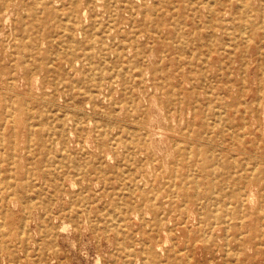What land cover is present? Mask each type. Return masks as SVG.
Segmentation results:
<instances>
[{
    "label": "bare ground",
    "instance_id": "1",
    "mask_svg": "<svg viewBox=\"0 0 264 264\" xmlns=\"http://www.w3.org/2000/svg\"><path fill=\"white\" fill-rule=\"evenodd\" d=\"M254 56L261 96L264 0H0V255L19 239L5 200L24 202L23 229L40 209L46 235L53 205L78 219L106 193L95 230L130 232L132 209L145 233L196 218L206 247L217 230L258 244L264 142L250 116L260 102L242 93ZM236 59L241 77L232 76ZM143 241V264H178L176 251ZM130 246L121 264H133Z\"/></svg>",
    "mask_w": 264,
    "mask_h": 264
},
{
    "label": "rangeland",
    "instance_id": "2",
    "mask_svg": "<svg viewBox=\"0 0 264 264\" xmlns=\"http://www.w3.org/2000/svg\"><path fill=\"white\" fill-rule=\"evenodd\" d=\"M190 20L191 19H188L189 22ZM259 59L261 58L254 56V58L249 60V86L245 88L242 93L245 103L256 105V102H260L259 110L255 113L256 115L254 114L255 116H250V123H252L254 127L257 128L256 131L260 134V141L264 142V91L262 92L261 96H258L256 91L259 76L257 75L256 64L258 63ZM231 65L233 69L232 76L241 77L242 74L239 70L240 61L238 59L233 60ZM197 89L198 92H200V94L202 93L203 96L204 87L201 86ZM212 91L214 97L213 100L215 102V98L219 90L213 89ZM237 91L238 86L235 85L233 92L236 93ZM220 95L224 96V99L228 100L229 102L232 100V97L225 92L224 95L223 93H220ZM161 145L162 146L158 150V154L162 160L164 158V164H166L171 159L172 155H169L166 143H162ZM226 152L232 154L237 153L239 156H241L238 151L232 148H228ZM112 162L113 161H110V163ZM96 183L99 185L101 182L97 181ZM65 185L68 188L75 189L78 187L79 183L73 182V180H67ZM101 198L102 199H98L96 202H93L94 204L92 206L91 212L84 214L82 213L78 219H76L73 215L61 214L58 212V205H53L51 211L52 214L54 213V218L51 223H48L53 228V232L46 235L44 234V231L42 235V230L46 228V222L44 220V215L40 212V209L33 210V213L30 214L26 219L28 221L27 227L23 229L21 225L23 220L21 219L24 218L22 214V205L24 202H20V200L16 199L14 202L7 203V200H5L4 209H14L13 211H15L17 214V217L15 215V218H17L16 223L20 228L18 229L19 239H13V243H17V246H11L14 252L11 249L1 252L0 264H97L96 261H99L100 259L101 260L98 262V264H121L125 258V252L127 249H129L130 245H133L130 246V248H133L134 250L132 255L134 260L133 264H143L144 253L141 251V248H143L145 243L143 241L144 239L147 240V244L150 243L152 248L159 249L164 255L168 250H171L172 252L176 251V254L179 256L173 258V260H177L178 264H264V236L258 239V244L246 242V244L241 247L236 240L233 230H230V232L224 231V233L222 230H217L213 236V245L206 247L204 237H207V235L198 230L199 223L196 218L191 219L187 228H178L174 233L161 231L150 234L149 232L145 233L142 230L144 227V218L138 214L137 211L135 212L130 209V211L128 210L126 216L130 232L103 230L100 228L95 230L92 226V223L94 224V222H103V218L99 215V212L102 211V209L104 211V206L102 203L109 202L108 200H110L111 197L106 193ZM70 204V197L66 195L64 200V205L68 206L66 210L70 208ZM149 214H147V218L150 217ZM69 228L71 230H69ZM24 231L25 236H27V240L22 242L20 237L24 236ZM249 232L250 231H248V233ZM151 235L152 238L150 240L149 237V242L148 236ZM124 237H127V239H124ZM18 240H20V242H16ZM38 243H46L47 247L44 249H39ZM74 244L76 245L74 246ZM54 249H58L57 254L54 252ZM40 250H45L43 251L44 253H42V255ZM87 253L89 255H87ZM232 253L239 261L237 259H230V257V260L227 259L229 255H232ZM242 254L247 255V257H243L242 259ZM96 257H99L100 259L97 260L98 258ZM229 261L232 263H229Z\"/></svg>",
    "mask_w": 264,
    "mask_h": 264
}]
</instances>
